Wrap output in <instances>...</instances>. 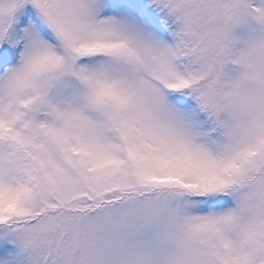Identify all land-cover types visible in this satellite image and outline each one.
Here are the masks:
<instances>
[{
  "label": "snow or ice",
  "instance_id": "snow-or-ice-1",
  "mask_svg": "<svg viewBox=\"0 0 264 264\" xmlns=\"http://www.w3.org/2000/svg\"><path fill=\"white\" fill-rule=\"evenodd\" d=\"M0 264H264V0H0Z\"/></svg>",
  "mask_w": 264,
  "mask_h": 264
}]
</instances>
